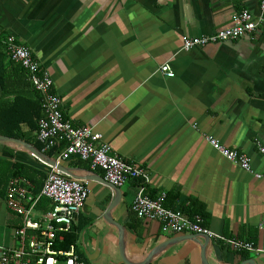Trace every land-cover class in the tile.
<instances>
[{
  "label": "crops",
  "instance_id": "1",
  "mask_svg": "<svg viewBox=\"0 0 264 264\" xmlns=\"http://www.w3.org/2000/svg\"><path fill=\"white\" fill-rule=\"evenodd\" d=\"M259 3L0 0V32L31 49L73 125L92 127L100 135L95 145L106 143L146 170L145 192L164 193L167 208L201 206L203 224L211 231L264 248V178L228 161L207 141L211 136L245 153L253 171H264V35L181 47L183 35L224 27L241 8L258 15ZM165 63L173 76L160 70ZM15 65L0 43L3 107L34 90ZM22 130L35 135L25 124ZM13 162L42 166L27 151L0 144V173ZM73 162L61 161L81 167ZM93 171L102 179L86 180L88 196L75 221H86L75 248L90 264L140 263L165 242L168 246L146 264H202V254L207 264L264 263V253L242 255L206 235L162 232L157 221L136 217L129 207L139 179L119 187L110 211L124 227L121 240L103 217L113 191L103 172ZM12 177L4 176L0 187V250L18 244L14 229L21 219L5 203Z\"/></svg>",
  "mask_w": 264,
  "mask_h": 264
},
{
  "label": "built area",
  "instance_id": "2",
  "mask_svg": "<svg viewBox=\"0 0 264 264\" xmlns=\"http://www.w3.org/2000/svg\"><path fill=\"white\" fill-rule=\"evenodd\" d=\"M257 34L264 35V0H260L258 15L241 8L224 27L204 35H183L181 47L189 50ZM0 43L8 58L24 70L31 87L40 96L41 116L37 120L36 139L42 143V151L63 143L64 147L56 158L58 161L74 159L87 162L90 170H101L103 177L117 187L139 178L145 183L148 181V173L144 168L119 157L106 143L95 145L100 135L92 127L75 126L66 118L60 97L52 91L50 75L40 68L27 45L18 43L13 35L1 32ZM160 70L169 77L174 74L167 63L162 64ZM207 141L228 161L238 164L256 178H264V171L251 169L250 159L245 153L230 149L211 136L207 137ZM44 165L47 166L46 177L38 193L33 192V184L22 176L12 177L7 182L6 207L20 217L21 224L14 229L18 244L11 248L1 247L0 264H57L59 261L64 264H85L74 245L63 249L57 248L56 243L63 241L64 233L71 230L84 206L88 196L86 180L70 177L54 166ZM164 197V193L150 196L145 192L144 184H140L130 204V211L140 219L157 221L162 232L203 234L233 251L264 253V248L258 247L253 241L226 237L211 231L203 224L199 214L189 217L179 208L165 207ZM41 198L50 201L49 209H38Z\"/></svg>",
  "mask_w": 264,
  "mask_h": 264
},
{
  "label": "trees",
  "instance_id": "3",
  "mask_svg": "<svg viewBox=\"0 0 264 264\" xmlns=\"http://www.w3.org/2000/svg\"><path fill=\"white\" fill-rule=\"evenodd\" d=\"M15 66H17V69L21 72V74L25 76L23 69L19 65ZM21 98L23 97L20 96V99H14V101L9 102L6 107L2 106L4 103H0V135L21 139L42 150V143L36 139L37 120L41 116L40 96L37 92L33 90V93L30 94V96L26 97L27 99L21 100ZM22 124L28 126L30 131L32 133L34 132L35 135L29 136V134L27 135L25 132H23ZM63 147L64 144L61 143L59 145L52 146L49 149L44 150L43 152L51 157L57 158L58 154L63 149ZM32 158L42 165L40 169L28 167L19 162L10 163L8 172H4L5 174L0 173V187L3 188L2 184L5 183L4 176L5 179H7V177L9 176H22L28 179L33 184V192L38 193L46 177L47 166L39 162L35 157L32 156ZM73 164L89 169L88 163L84 161L74 160ZM138 183L144 184V186L146 185L143 179L141 178H139ZM146 193L154 197L151 192L146 191ZM40 203L43 209L50 208V201L48 199L41 198ZM183 209L184 210L182 211H185V213L189 217H192L195 214H199L202 217L205 216V213L203 212L201 206ZM85 223L86 221L80 222V220L78 223H73L71 226V230L64 233L63 241H58L56 243V247L69 249L70 245L75 246V242L78 237V232L83 228ZM76 252H78L77 249ZM240 253L243 255L244 252ZM77 254L79 255L80 259L85 262V264H90L87 258L82 253L78 252Z\"/></svg>",
  "mask_w": 264,
  "mask_h": 264
},
{
  "label": "water",
  "instance_id": "4",
  "mask_svg": "<svg viewBox=\"0 0 264 264\" xmlns=\"http://www.w3.org/2000/svg\"><path fill=\"white\" fill-rule=\"evenodd\" d=\"M0 144L11 146V147L17 148V149L25 150L28 153H30L33 157H35L38 161H40L44 164L50 165V166H54L57 169L68 174L70 177L81 179V180H93V179L96 180L97 179L96 177L102 179V176L99 175L98 173L94 172L93 170H90L87 168H82V167L64 166L56 158L45 154L42 150H40L36 146H34L28 142H25L21 139L0 135ZM107 183H109V182L107 181ZM109 187L113 191V194H114L113 198L114 199L112 200V202L110 203L108 208L105 210L103 217H104L106 222H108L111 226H113L116 229V231L119 233L121 240H122L123 234H124V231H123L124 227L121 224H119L118 222H116L110 216V211L112 210V208H114L116 206V203L119 199L120 189H119V187H117L111 183H109ZM166 246H168L167 242L162 243L155 250H153L147 257H145V259L143 261H141L140 263H130V264H146V263H149L155 257V255L160 253L163 250V248ZM86 256L88 257V254H86ZM201 258H202V264H207L203 254H202ZM236 264H254V262L252 261V259H246V260H243V261L236 263Z\"/></svg>",
  "mask_w": 264,
  "mask_h": 264
},
{
  "label": "rangeland",
  "instance_id": "5",
  "mask_svg": "<svg viewBox=\"0 0 264 264\" xmlns=\"http://www.w3.org/2000/svg\"><path fill=\"white\" fill-rule=\"evenodd\" d=\"M57 264H64L63 261H59Z\"/></svg>",
  "mask_w": 264,
  "mask_h": 264
},
{
  "label": "bare ground",
  "instance_id": "6",
  "mask_svg": "<svg viewBox=\"0 0 264 264\" xmlns=\"http://www.w3.org/2000/svg\"><path fill=\"white\" fill-rule=\"evenodd\" d=\"M16 216V215H15Z\"/></svg>",
  "mask_w": 264,
  "mask_h": 264
}]
</instances>
